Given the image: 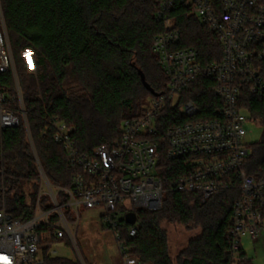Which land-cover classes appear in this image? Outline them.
I'll return each instance as SVG.
<instances>
[{
  "label": "trees",
  "instance_id": "obj_1",
  "mask_svg": "<svg viewBox=\"0 0 264 264\" xmlns=\"http://www.w3.org/2000/svg\"><path fill=\"white\" fill-rule=\"evenodd\" d=\"M0 5L38 159L51 184L70 187L73 172L65 151L53 142L51 133L43 136L46 120L59 118L74 127L77 148L91 153L97 146L113 145L121 137L122 123L141 117L148 100L166 92L167 78L152 50L153 39L163 31L156 20L158 1L0 0ZM172 17L181 32L179 48L196 49L203 64L222 58L216 34L188 9L178 7ZM27 51L33 54L36 74L29 70ZM215 88L213 78L200 76L182 93V102H195L200 117L213 119L214 110L221 106ZM0 92L21 118L17 128L0 131V169L5 170L0 208L4 199L11 217L25 221L32 218L34 209L26 207L24 193L30 187L36 200L41 176L19 113L12 73L0 74ZM242 97L251 120L264 125L262 100L248 91ZM183 122L178 108H168L159 119L158 170L167 187L180 175L183 163L167 160L165 132ZM244 170L250 176L264 175V135L249 151ZM240 196L237 189L221 191L203 202L198 194L168 192L161 211L136 210L137 233L131 237V226L124 224L122 243L140 264H233L228 231ZM59 203H63L62 196ZM163 223L200 234L173 260ZM54 241L44 243L45 254ZM61 241L72 246L66 238ZM47 262L80 264L59 257ZM238 264H251L242 250Z\"/></svg>",
  "mask_w": 264,
  "mask_h": 264
},
{
  "label": "built area",
  "instance_id": "obj_2",
  "mask_svg": "<svg viewBox=\"0 0 264 264\" xmlns=\"http://www.w3.org/2000/svg\"><path fill=\"white\" fill-rule=\"evenodd\" d=\"M157 1L156 20L163 31L153 39L152 50L167 78L166 92L150 98L141 117L125 120L121 137L113 145L97 146L91 153L77 148L74 127L59 118L46 120L43 136L51 133L53 142L65 151L73 172L70 187L55 186L40 172L0 5V74L14 76L19 113L41 176L36 200L25 197L26 207L34 209L32 218L13 219L3 199L0 264H53L47 259L58 258V252L50 248L45 254L44 243L66 238L74 244L82 208L102 210L100 217L113 233L120 264H140L122 243L126 215L136 210L161 211L168 192L198 194L206 202L218 192L239 190L228 231L233 264H238L244 238L256 242L264 237V175L250 176L244 170L249 155L246 127L263 124L251 120L242 97L248 91L264 103V0ZM181 6L216 34L222 48L219 61L203 64L196 49L179 48L181 32L172 14ZM27 53L35 70L33 54ZM200 76L216 82L215 95L221 106L214 110L213 119L200 117L195 102H182V93ZM7 101L0 92V131L21 123ZM168 108H178L184 122L165 132L167 160L183 163L182 172L167 187L158 170L160 143L156 138L159 119ZM4 177L5 170L0 169V180ZM44 195L48 203H43ZM136 233L137 223L129 229L131 237Z\"/></svg>",
  "mask_w": 264,
  "mask_h": 264
},
{
  "label": "rangeland",
  "instance_id": "obj_3",
  "mask_svg": "<svg viewBox=\"0 0 264 264\" xmlns=\"http://www.w3.org/2000/svg\"><path fill=\"white\" fill-rule=\"evenodd\" d=\"M24 56L29 66V70L36 74L30 60V53L25 52ZM247 136L244 139L249 151L259 144L264 135V126H247ZM31 188L28 187L24 193L25 197L32 196ZM46 191V188L43 190ZM44 194V193H43ZM46 198L48 203V197ZM101 209L80 211V221L75 234V243L72 246H65L62 241H54L52 247L58 252V257L76 261L80 264H119L120 257L117 253V246L112 231L105 228L101 219ZM162 228L167 231L170 245V254L174 260L182 252L191 239L200 234L199 230L188 231L178 224L163 223ZM244 252L251 264H264V237L254 242L249 238L241 241Z\"/></svg>",
  "mask_w": 264,
  "mask_h": 264
},
{
  "label": "water",
  "instance_id": "obj_4",
  "mask_svg": "<svg viewBox=\"0 0 264 264\" xmlns=\"http://www.w3.org/2000/svg\"><path fill=\"white\" fill-rule=\"evenodd\" d=\"M25 124L28 126L27 119L25 120ZM39 165H40L39 167H40L41 174L46 177V175H45V173H44V171H43V169L41 167V164H39ZM125 222H126V224L131 225V226L135 225L137 223V214L136 213L127 214L126 218H125Z\"/></svg>",
  "mask_w": 264,
  "mask_h": 264
},
{
  "label": "crops",
  "instance_id": "obj_5",
  "mask_svg": "<svg viewBox=\"0 0 264 264\" xmlns=\"http://www.w3.org/2000/svg\"><path fill=\"white\" fill-rule=\"evenodd\" d=\"M245 239V238H244ZM242 251L244 252V250H243V247H242ZM245 253V252H244ZM246 254V253H245ZM247 256V255H246ZM120 264V263H119Z\"/></svg>",
  "mask_w": 264,
  "mask_h": 264
}]
</instances>
